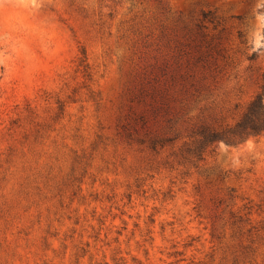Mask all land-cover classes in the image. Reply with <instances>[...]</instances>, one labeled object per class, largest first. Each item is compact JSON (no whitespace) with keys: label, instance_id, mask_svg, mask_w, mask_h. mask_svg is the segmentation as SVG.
<instances>
[{"label":"rangeland","instance_id":"obj_1","mask_svg":"<svg viewBox=\"0 0 264 264\" xmlns=\"http://www.w3.org/2000/svg\"><path fill=\"white\" fill-rule=\"evenodd\" d=\"M252 3L0 13L22 45L0 87V264H264V168L194 153L260 89L264 57L238 71Z\"/></svg>","mask_w":264,"mask_h":264},{"label":"clouds","instance_id":"obj_2","mask_svg":"<svg viewBox=\"0 0 264 264\" xmlns=\"http://www.w3.org/2000/svg\"><path fill=\"white\" fill-rule=\"evenodd\" d=\"M50 0H0V13L9 6L39 10ZM244 41L246 56L238 71L252 63L248 57L255 54L258 59L264 57V0H253L251 12L244 19ZM22 45L8 32L0 27V87L10 80L13 55L20 51ZM234 81H230V84ZM215 146L217 160L221 167L239 171L251 163L258 169L264 168V132L251 134L239 143H228L224 139L212 143Z\"/></svg>","mask_w":264,"mask_h":264},{"label":"trees","instance_id":"obj_3","mask_svg":"<svg viewBox=\"0 0 264 264\" xmlns=\"http://www.w3.org/2000/svg\"><path fill=\"white\" fill-rule=\"evenodd\" d=\"M207 17L208 15H204ZM261 85L258 93L249 102L246 110L234 126L227 127L223 131H212L208 134L202 132V139L198 142L194 152L199 158L205 149L213 142L224 139L228 143H239L251 134L264 132V71L261 77Z\"/></svg>","mask_w":264,"mask_h":264}]
</instances>
